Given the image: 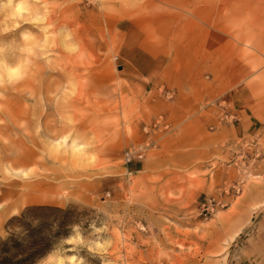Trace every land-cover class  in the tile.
Returning a JSON list of instances; mask_svg holds the SVG:
<instances>
[{"label":"rangeland","instance_id":"1","mask_svg":"<svg viewBox=\"0 0 264 264\" xmlns=\"http://www.w3.org/2000/svg\"><path fill=\"white\" fill-rule=\"evenodd\" d=\"M23 3L0 10V260L264 264V0Z\"/></svg>","mask_w":264,"mask_h":264},{"label":"crops","instance_id":"2","mask_svg":"<svg viewBox=\"0 0 264 264\" xmlns=\"http://www.w3.org/2000/svg\"><path fill=\"white\" fill-rule=\"evenodd\" d=\"M139 54L141 55V58L144 60H149V61L158 60L157 57L150 55L143 48L139 49ZM127 72L134 77L145 78L146 80H149L151 83L160 82L162 76L167 77L168 84L173 86L172 91L176 96L179 95L182 89V85L186 82L188 77H190V80L193 78L197 80V76H198V71H127ZM141 148L144 149L143 147ZM148 149L165 150L162 152L163 155L174 153L172 149L167 148V147H165L164 149L162 147L157 146L156 143L150 144L149 148H146V150ZM143 168H144L143 164L133 165V170L135 172H140L143 170Z\"/></svg>","mask_w":264,"mask_h":264},{"label":"clouds","instance_id":"3","mask_svg":"<svg viewBox=\"0 0 264 264\" xmlns=\"http://www.w3.org/2000/svg\"><path fill=\"white\" fill-rule=\"evenodd\" d=\"M26 9L25 4L23 3V0H19V2H15L14 0H0V10H9L7 11V15L5 16V19H13L19 14L23 13ZM22 71V66H16V67H9L8 65H4V73L6 76L10 78L17 77ZM6 237H0V239H3ZM40 264H54V258L49 256L46 260L40 262Z\"/></svg>","mask_w":264,"mask_h":264},{"label":"trees","instance_id":"4","mask_svg":"<svg viewBox=\"0 0 264 264\" xmlns=\"http://www.w3.org/2000/svg\"><path fill=\"white\" fill-rule=\"evenodd\" d=\"M25 227H27V234L28 236H31V232L33 229L29 227V225L25 224ZM31 231V232H30ZM12 248H17V243L11 238ZM29 251L27 254H25V257L20 260H13L11 258H3V260H0V264H33L37 259L41 258L45 253V248L47 247L46 244H44L42 241H33L30 245ZM4 247H7V244H4Z\"/></svg>","mask_w":264,"mask_h":264},{"label":"built area","instance_id":"5","mask_svg":"<svg viewBox=\"0 0 264 264\" xmlns=\"http://www.w3.org/2000/svg\"><path fill=\"white\" fill-rule=\"evenodd\" d=\"M142 148H138V149H133L132 151H127L124 155V159L126 163H131L132 160H134L135 158L137 159H141L143 157L142 155ZM205 206V205H204ZM206 211L209 210V206L205 208Z\"/></svg>","mask_w":264,"mask_h":264}]
</instances>
